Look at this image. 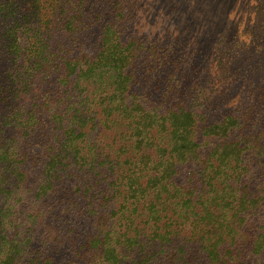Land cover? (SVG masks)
Here are the masks:
<instances>
[{"label": "trees", "instance_id": "obj_1", "mask_svg": "<svg viewBox=\"0 0 264 264\" xmlns=\"http://www.w3.org/2000/svg\"><path fill=\"white\" fill-rule=\"evenodd\" d=\"M132 5L108 2L110 20L88 48L85 32L101 17L78 11L75 0H0V241L9 231L11 244L19 233L55 241L60 231L76 237L84 230L108 259L118 241L130 249L166 245L175 233L160 224L161 214L170 205L172 212L196 207L194 190L183 198L180 176L187 170L193 180V165L203 157L201 185L214 188L217 180L216 193L233 188L240 201L254 188L250 181L235 187L249 176L250 167L240 165L243 153L264 149L263 132L252 145L242 136L254 107L211 121L202 110L214 109L216 86L249 87L243 64L234 61L241 40L218 47L210 68L200 61L189 67L176 38L164 37L159 46L158 35L128 32ZM53 28L63 35L52 44ZM169 64L161 78L158 68ZM181 65L188 68L182 72ZM262 90L264 82V97ZM213 201L204 203L206 221ZM206 232L198 228L190 244H201ZM209 237L215 238L210 255L224 264L230 252L220 257L223 238ZM15 248L9 245L2 264H18Z\"/></svg>", "mask_w": 264, "mask_h": 264}, {"label": "rangeland", "instance_id": "obj_2", "mask_svg": "<svg viewBox=\"0 0 264 264\" xmlns=\"http://www.w3.org/2000/svg\"><path fill=\"white\" fill-rule=\"evenodd\" d=\"M111 1L120 2L121 6L127 1L133 3L134 11L130 10L133 17L127 25L128 32L146 36L150 40L156 39L158 35L161 42L159 46L165 44L167 37L176 38L177 47H182L189 60V67L200 61V68L204 65L210 68L214 54L222 51L218 47L226 48L235 40H241L239 58L233 60L243 64L249 87L246 92H240L238 90L241 86L223 91L216 86L211 99L214 109L202 110L211 121L221 118L226 111L238 116L240 113L236 110L253 106L254 110L244 124L242 136L248 141L247 144L252 145L255 135L264 133V97L260 96L264 82V0H75L76 4L78 2V11L85 13L89 9L101 17L86 30V47H92L93 36L99 27L110 20L111 12L107 6ZM53 26L54 22L50 24V27ZM52 30L56 31L51 40L53 44L63 33L57 32L56 28ZM188 66L181 65V71ZM158 69L161 70L162 78L171 72L172 65L160 66ZM208 71H200L199 75L203 76ZM239 136L245 140L240 133ZM216 140L212 136L208 142L212 144ZM204 161L203 157L193 165L194 173H198L193 180H189L187 170L180 176L183 198L187 199L188 190H194L192 194L196 199V207L190 209L187 206L181 211L172 212L174 206L170 205L161 214L160 224L167 222L170 224L169 230L175 233L166 245H155L153 241L145 247L130 249L118 241L115 243L116 255L108 259L101 252L100 245L98 247L86 239L87 232L84 230H79L76 237L60 231L55 241L50 236L44 238V233H19L11 244L8 240L12 232L9 231L11 233H7V238L0 241V264L4 262L9 245L16 246L15 252L18 254L15 258L18 264H218L209 252V248L215 246L217 235L215 238L209 236L214 234L223 238L217 246L220 257L225 256L224 252H230L224 264H264V149L260 152H244L242 155L240 165L247 164L250 167L247 172L249 176L246 179L240 178L235 187L248 181L254 184L245 201L238 199L240 191L233 188H226L223 195L216 193L214 189L222 188L217 180H213L214 188L201 185L202 177L198 168ZM212 198V216L206 221L204 203ZM230 201L232 203L228 208ZM207 222L209 224L204 225ZM200 227H206L210 233L206 232L207 236L201 240V244H190V240H198ZM184 244L192 245L193 251L182 253L179 248Z\"/></svg>", "mask_w": 264, "mask_h": 264}]
</instances>
